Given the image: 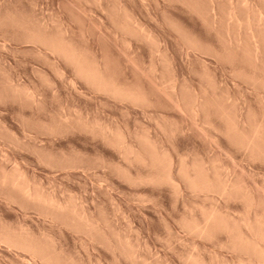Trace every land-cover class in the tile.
<instances>
[{"label":"rangeland","instance_id":"374dc122","mask_svg":"<svg viewBox=\"0 0 264 264\" xmlns=\"http://www.w3.org/2000/svg\"><path fill=\"white\" fill-rule=\"evenodd\" d=\"M231 2L264 33V0H0V180L18 170L86 219L56 221L1 180L0 234L24 231L67 264H264L235 239L264 220V151L229 133L264 127V56L255 65L244 53L247 25V47L230 52ZM37 32L64 38L138 100L87 83ZM166 163L173 183L149 180ZM197 173L234 193L193 185ZM212 210L227 228L198 233ZM0 264L45 262L0 236Z\"/></svg>","mask_w":264,"mask_h":264},{"label":"bare ground","instance_id":"6f19581e","mask_svg":"<svg viewBox=\"0 0 264 264\" xmlns=\"http://www.w3.org/2000/svg\"><path fill=\"white\" fill-rule=\"evenodd\" d=\"M213 1L214 0H211V2H213ZM121 10H122V8H121ZM226 13H225L226 14L225 18L222 19L223 20L222 23H224V26L226 25V28H227L226 32L229 35L230 41L228 44L231 46V48H229L230 52L232 49L233 50L232 53L234 54V46H235V48L237 46L236 49H239L242 47V45H243V44L241 45L242 40H241V38L239 40L238 37H240V35L238 36V33L240 32V30L244 26L247 25L246 31L248 33H246V34L248 35L247 37H249V39L247 38L248 41H246V43L247 42L249 43V46H248L249 48L246 45L243 47H247V49H245L243 47L242 48L245 50L244 53L247 54V56L254 58L251 60L252 61L255 60L254 61L255 63L254 62H252V63L257 65L258 64L257 61H259V60L262 61L261 56H264L263 55L264 53L262 52V51H264L263 50L264 35H263V37L261 36L264 33L261 31V35H259L260 34V33H258L259 31L255 27H253L254 25H252L253 20L251 18H248L247 19L248 21L243 22L244 20H242L239 17V15L237 14V7L234 6V4L232 5V2L230 3V8L228 9V12H226ZM260 19H261V17H260ZM130 20L131 19L129 18V21ZM261 21L264 22V19H262ZM128 22H125V23H128ZM124 24H122L121 26L126 31L128 29H130L132 26L133 27L131 29H133V30H129V31L135 30V32H136V30L140 29V27L138 26L139 23L137 24L134 22L132 25V22H131V23H128V25L126 24L125 25L126 27L123 26ZM129 25L131 26L130 28H129ZM236 28H240V29L238 30ZM231 29H233V30H231ZM235 29H236V31H235ZM254 29H256V30H254ZM233 31H234V33H233ZM31 39H34L37 42L45 45L48 49L52 50L53 52L57 53L59 56L63 57L65 60L70 62V64H72L74 66L76 73L79 76H81L83 79H85L87 81V83L89 82L91 85H93L98 90L103 91L105 93H108V94H110L116 98H119V99L138 100V97L134 93L123 88V86L121 87L120 86L121 84L118 85L113 80L108 79V77H106L97 68V66L94 63H92L90 60H88L87 57H85L81 52H79L74 47H72L64 38H62L60 36H56V35H49V34L43 33V32L42 33L37 32L36 34L31 36ZM246 43H244V44H246ZM240 45H241V47H240ZM250 47H252V48H250ZM230 52H229V54H231ZM250 57L248 59H250ZM256 62H257V64H256ZM262 66H264V65L262 64ZM262 72H264V68H263ZM262 76L264 77V74H262ZM262 80H263V78H262ZM263 82H264V80H263ZM263 82L260 84L264 86ZM199 106H200V104H197L195 106L196 109H194V111L195 110L199 111L198 110L200 108ZM263 131H264L263 126L252 127L251 130L247 133L240 131L232 123L229 126V133L230 132L233 133L236 136V138L239 141L242 148H244L246 151L250 152L251 154H256V153L262 154L263 153V151H264ZM107 140H108V138H107ZM114 141H115V144L120 146V147H123L125 145V143L123 142V140L120 136L115 137ZM154 161L155 162L158 161L157 157L154 158ZM152 162H153V160H152ZM171 170H172V164L166 163V164H164L163 171H162L164 176L160 177L158 174V176H156V177H154V176L150 177L149 180H152L154 182V181H159L162 179L165 180V178H166L168 181L172 182L174 180L171 177V173H172ZM15 173H14L15 175L14 174L13 175L12 174H10V175L4 174L2 176V179H1L2 181L1 180L0 181L3 184H6V185L8 184V185L12 186L13 188H15L16 190H18L24 197H26L28 200L35 203L36 206L44 207L46 213L51 215L53 217V219H55L56 221L57 220H60V221L65 220L67 223L74 224L75 222H73V221H76L75 219L78 220L80 218V221L86 220L85 217L83 216V214L78 213L79 211L76 208L77 206L75 204H69V207H68V205L63 206L61 203L56 202L53 198L45 195L40 189H38L36 187H32L30 185L31 183L28 184L27 181L23 178L20 171L16 170ZM160 173H161V171H160ZM206 176L201 173V174H198L194 179L191 178L190 181L193 185L199 186V187L204 188V189H213V190L215 189L216 192H218L222 196L228 197L234 193L233 187H230L228 185L229 182H228V184H225V183L222 184L221 183L219 185L214 186V185H212V182ZM74 205H75V207H74ZM73 216H75V217H73ZM69 218H71V219H69ZM85 224L86 225L88 224L87 221L85 222ZM245 225L250 232V237H245L242 233H238L236 238H235L236 242H237L236 245L241 247L242 249L248 251V252H252L256 256H258L260 261H262L264 263V220L262 221L260 219H257L254 223H252L251 220L246 221ZM227 226L228 225L222 219L221 214L219 212H217L216 210H212L211 212H209L205 216V221L203 224H200V225L197 224L193 228H194V230H196L200 234H206L212 229L219 228V227L227 228ZM0 236H1V239L4 242H6L9 246H11L12 248L16 247V248L22 249V250L32 254L35 257H39L45 262V264H67V262H64V260H62L56 254L54 249L51 247L50 243H46L44 241H41V240L35 238L34 236H31L30 234H28L24 231H18V230H14V229H10V228H8V229L5 228L4 230H2Z\"/></svg>","mask_w":264,"mask_h":264}]
</instances>
